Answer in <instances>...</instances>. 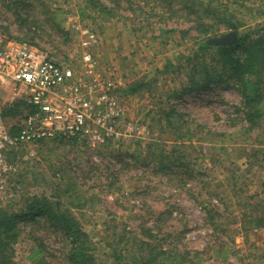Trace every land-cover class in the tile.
I'll use <instances>...</instances> for the list:
<instances>
[{
    "label": "rangeland",
    "instance_id": "374dc122",
    "mask_svg": "<svg viewBox=\"0 0 264 264\" xmlns=\"http://www.w3.org/2000/svg\"><path fill=\"white\" fill-rule=\"evenodd\" d=\"M189 1L0 0L6 37L73 69L92 99L110 84L119 114L117 134L102 143L56 139L14 152L17 173L1 208L16 215L42 196L63 204L97 264H115L114 250L126 243L139 253L138 241L177 250L185 264H264V96L255 119L241 116L217 50L202 48L231 30L199 17ZM202 1L220 9L214 17L241 25L238 37L264 28V0ZM209 75L223 82L187 89ZM40 221L16 220L14 264L31 262L38 246L48 264L64 262L65 237Z\"/></svg>",
    "mask_w": 264,
    "mask_h": 264
},
{
    "label": "built area",
    "instance_id": "2783aa9c",
    "mask_svg": "<svg viewBox=\"0 0 264 264\" xmlns=\"http://www.w3.org/2000/svg\"><path fill=\"white\" fill-rule=\"evenodd\" d=\"M84 61L91 62L90 56ZM84 84L73 69L0 31V196L17 173L11 155L23 146L80 138L99 144L117 134L111 85L92 99ZM13 109L17 114L8 116Z\"/></svg>",
    "mask_w": 264,
    "mask_h": 264
},
{
    "label": "trees",
    "instance_id": "16d2710c",
    "mask_svg": "<svg viewBox=\"0 0 264 264\" xmlns=\"http://www.w3.org/2000/svg\"><path fill=\"white\" fill-rule=\"evenodd\" d=\"M187 7L192 12H200L199 17L203 12L204 17L213 19L218 26L221 25L231 31L238 32L241 27L238 23L227 20L225 17H214L217 16L216 12L220 9L215 7L213 2L205 3L202 0H191L188 2ZM199 17H197L199 21L196 25L201 23ZM239 47H244L243 53L234 55L232 51H236ZM202 48L217 50L218 59L215 64L217 67L225 69L226 79L231 81L233 88L241 97L239 111L241 116L255 119L260 114V111L256 108L264 96V28H254L252 31L247 30L240 34L237 44L230 48L207 43H204ZM201 68L193 70V72L200 73L203 71ZM171 69L172 66H169V70ZM218 82H223L219 75H209L202 81H191V85L187 89L193 91ZM142 85H144L143 81L137 82L130 85L128 90L134 92ZM17 110L13 109L7 115L14 116L18 112ZM23 206L17 210L16 215L8 213L0 207V264H14L12 251L19 232L15 222L20 218L33 222V225H39L40 220H44V222H48L50 230L54 229L63 234L67 244L63 246L65 253L62 264H97L92 252L90 237L81 229L73 215L64 208L63 204L53 203L42 196L26 200ZM257 221H261L260 218ZM138 243L141 247L137 254L132 244L128 245L126 243L118 251L115 249V264H123L122 261L127 256L130 257L127 258L126 264H167V262L168 264H185L187 261L186 255L179 253L177 250L165 251L158 245H151L148 241H138ZM44 252L43 246L40 248L39 246L38 248L31 247L30 253L26 257L31 262L25 264H48L44 260V256H40Z\"/></svg>",
    "mask_w": 264,
    "mask_h": 264
},
{
    "label": "water",
    "instance_id": "95a60500",
    "mask_svg": "<svg viewBox=\"0 0 264 264\" xmlns=\"http://www.w3.org/2000/svg\"><path fill=\"white\" fill-rule=\"evenodd\" d=\"M238 41V35L236 31H231L230 33L223 35L221 37H214L207 40L209 45L214 46H228L236 43Z\"/></svg>",
    "mask_w": 264,
    "mask_h": 264
}]
</instances>
